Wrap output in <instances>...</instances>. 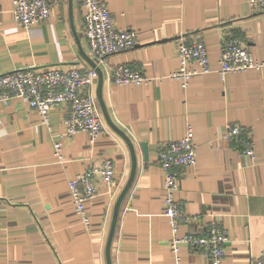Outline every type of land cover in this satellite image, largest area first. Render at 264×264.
<instances>
[{
  "label": "crops",
  "instance_id": "crops-1",
  "mask_svg": "<svg viewBox=\"0 0 264 264\" xmlns=\"http://www.w3.org/2000/svg\"><path fill=\"white\" fill-rule=\"evenodd\" d=\"M99 1L115 27L135 32L133 48L103 61L90 52L80 0H48L49 18L27 29L12 22L10 1L0 0V74L30 67L93 70L85 91L102 122L100 136L90 142L85 132L63 136L58 109L49 111L47 127L23 100L0 104V264H211L186 244L175 262L162 214L158 152L180 140L186 125L194 129L196 158L175 199L189 217L219 219L226 235L222 264H264V65L223 79L215 72L226 35L240 38L264 64V13H250L246 0ZM179 37L201 39L211 68L185 88L169 77L178 66ZM122 65L149 82L116 85L112 70ZM227 124L251 139L254 159L223 138ZM58 141L61 162L53 156ZM104 160L113 163V184L96 182L86 228L74 212L68 181ZM129 178L108 245L115 203ZM198 223L193 219L180 232Z\"/></svg>",
  "mask_w": 264,
  "mask_h": 264
},
{
  "label": "built area",
  "instance_id": "built-area-1",
  "mask_svg": "<svg viewBox=\"0 0 264 264\" xmlns=\"http://www.w3.org/2000/svg\"><path fill=\"white\" fill-rule=\"evenodd\" d=\"M12 22L27 29L46 21L50 16L48 0H9ZM84 8V36L90 52L96 60L103 61L107 56L133 48L135 32L115 27L107 6L99 0H80ZM250 13H264V0H246ZM220 53L215 72L223 79L227 74L260 69L264 64L255 59L244 42L235 35H226L220 43ZM177 69L169 77L177 80L182 88L195 76L211 72L205 45L201 39L191 41L179 37L174 44ZM96 77L95 71L81 72L77 69L22 68L0 74V104L11 100H23L26 106L36 112L41 124L49 127V111L58 109L63 115V136L69 137L85 132L90 142L102 132L93 97L85 91ZM111 80L119 86L144 84L149 82L142 72L126 65L112 70ZM223 138L234 141L237 151L244 158L254 159V146L247 134L236 124H227ZM53 156L63 161L62 144H53ZM196 144L194 129L186 125L183 137L178 141L163 144L158 152L157 163L162 172L163 210L171 239L168 242L175 262H178L179 245L186 244L190 249L209 258L211 264H222L226 256V235L221 222L213 214H199L189 217L182 205L175 199L184 170L194 165ZM114 180V167L110 160L91 167L68 181V191L78 219L90 227L86 204L97 193L96 182L110 188ZM193 219L199 223L193 230L180 232L181 227L189 228ZM252 264H261L260 260Z\"/></svg>",
  "mask_w": 264,
  "mask_h": 264
},
{
  "label": "water",
  "instance_id": "water-1",
  "mask_svg": "<svg viewBox=\"0 0 264 264\" xmlns=\"http://www.w3.org/2000/svg\"><path fill=\"white\" fill-rule=\"evenodd\" d=\"M141 147V151H142V154H143V159L146 160V144L145 143H141L140 145ZM130 181H131V178H129L127 184L125 185V187L122 189L121 193L119 194L117 200H116V203H115V210H114V213H113V217H112V221H111V225H110V230H109V234H108V245L110 243V238L112 236V233H113V230H114V225L116 223V213H117V209H118V206L120 205V202L122 201L125 193H126V190L130 184ZM108 247V246H107ZM107 264H110L109 263V259H107Z\"/></svg>",
  "mask_w": 264,
  "mask_h": 264
}]
</instances>
